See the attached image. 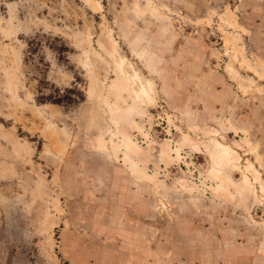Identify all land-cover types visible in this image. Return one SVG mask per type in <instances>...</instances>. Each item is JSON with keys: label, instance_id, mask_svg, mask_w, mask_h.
<instances>
[{"label": "rangeland", "instance_id": "rangeland-1", "mask_svg": "<svg viewBox=\"0 0 264 264\" xmlns=\"http://www.w3.org/2000/svg\"><path fill=\"white\" fill-rule=\"evenodd\" d=\"M0 264H264V0H0Z\"/></svg>", "mask_w": 264, "mask_h": 264}, {"label": "trees", "instance_id": "trees-1", "mask_svg": "<svg viewBox=\"0 0 264 264\" xmlns=\"http://www.w3.org/2000/svg\"><path fill=\"white\" fill-rule=\"evenodd\" d=\"M67 93L62 94L59 93L56 95H41L38 99L39 102L41 103H46V102H53V103H58V104H71L76 101L74 97H72V93L75 92L74 89H67ZM78 98V97H77Z\"/></svg>", "mask_w": 264, "mask_h": 264}]
</instances>
